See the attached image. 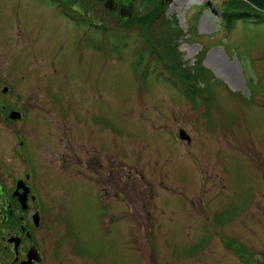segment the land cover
Listing matches in <instances>:
<instances>
[{
    "label": "rangeland",
    "instance_id": "1",
    "mask_svg": "<svg viewBox=\"0 0 264 264\" xmlns=\"http://www.w3.org/2000/svg\"><path fill=\"white\" fill-rule=\"evenodd\" d=\"M155 1L139 14L154 39L173 22L181 58L140 61L143 20L120 29L100 1L85 14L105 28L85 34L50 0H0V80L26 112L0 116V169L34 167L45 264L264 263V22H223L227 0ZM198 53L217 80L192 94L179 71Z\"/></svg>",
    "mask_w": 264,
    "mask_h": 264
},
{
    "label": "flooded vegetation",
    "instance_id": "2",
    "mask_svg": "<svg viewBox=\"0 0 264 264\" xmlns=\"http://www.w3.org/2000/svg\"><path fill=\"white\" fill-rule=\"evenodd\" d=\"M69 1H71L72 5L76 3L73 2L74 0H50L52 5L55 7L58 6L62 9V14L65 18L77 22H85L86 26L83 28L85 34L90 31L96 23V18L94 19V22H92L94 16L85 14V12L92 9L93 2H102L103 7L114 17L120 19V21H127L133 16L137 14L139 15V12H141L139 6H136V0H84L81 3L86 7V10H83L81 13L82 16H79L80 18H76L71 13V10H66L68 8L67 3H70ZM158 3L167 5L161 0H158ZM147 4L150 6L148 0L143 4L145 8L147 7ZM73 9L77 10L76 8ZM95 25H97L98 29L103 32L102 29L105 28L104 23L100 22ZM165 37L175 38L177 35H169ZM179 40L180 37H177L176 41L178 43ZM173 53L174 52H172V54ZM177 53H179V44H177ZM180 56V53L174 55L176 58ZM195 58L196 62H194L192 68L197 71L199 70L197 61L199 59L203 60L204 54L198 53ZM179 65L173 67L172 64V67L180 70L182 67L181 65L183 64H180L179 61ZM12 95L13 87L11 83H3L0 80V116L2 115L7 122L17 120L10 116L12 111H15L20 113L19 121H21L24 119L26 112L23 108L18 107L16 101L11 97ZM15 96V99H17L18 95ZM65 160L66 159H64V161ZM90 162L91 161H89V163ZM26 165L25 179L22 178V176L13 179L11 173L9 174V177H7L10 170L7 163L5 170L0 169V174H4L3 178L0 177V264H45L46 262L37 241V237L39 236L38 230L40 229V212L38 211L40 206L32 203H36L38 200L41 201L40 204L43 205V196L38 198L34 193L32 182L34 175L30 171L33 170L34 167L30 164ZM20 180L24 183L20 188H17ZM26 188L27 192L25 194L24 192ZM23 198L25 201L22 203Z\"/></svg>",
    "mask_w": 264,
    "mask_h": 264
},
{
    "label": "trees",
    "instance_id": "3",
    "mask_svg": "<svg viewBox=\"0 0 264 264\" xmlns=\"http://www.w3.org/2000/svg\"><path fill=\"white\" fill-rule=\"evenodd\" d=\"M157 1V0H156ZM224 19L223 22H228L231 24L235 23L238 20H244V21H254V22H264V12L259 11L255 7H253L251 4L246 2L245 0H227L226 4L224 6ZM151 12H147L146 14H137L133 16L132 18L128 19L127 21H121L118 26L119 28L123 29L125 28L128 30L129 28H133L136 25L138 26L140 20H143V23H140L141 32L146 40V44L149 47H143L144 49L139 50V57L140 61L144 60V52L145 50H148L152 56H158L159 57V50L161 49L162 52L166 53V56L169 57L168 54H170L171 51L177 52V44L176 41L177 37H180L182 35V32L172 26L173 22L166 20V22L163 25V29L165 30L163 32V36H169V35H177L175 38L171 39H154L155 31H151L150 23L152 22V17L150 18ZM141 15V16H140ZM140 16V17H139ZM150 18V19H148ZM164 22V21H163ZM167 50V51H166ZM170 51V52H169ZM181 58V57H180ZM160 59L161 56H160ZM168 63V62H167ZM197 66L199 70L195 71L191 67H188V69H182L179 71V78L180 81L188 88L191 89V93L194 94V90L198 88L199 83H203V85H209L212 84V81H216L217 79L213 76L211 71L201 64V59L197 61ZM239 254H244L247 250V248H240L238 247ZM261 264V263H260ZM264 264V263H263Z\"/></svg>",
    "mask_w": 264,
    "mask_h": 264
},
{
    "label": "water",
    "instance_id": "4",
    "mask_svg": "<svg viewBox=\"0 0 264 264\" xmlns=\"http://www.w3.org/2000/svg\"><path fill=\"white\" fill-rule=\"evenodd\" d=\"M163 3H166V2H170L171 0H161ZM211 2H216V1H218V0H210ZM246 2H248L249 4H251L253 7H255L256 9H258L259 11H262V12H264V0H245ZM10 116H11V118H13V119H16V118H19L20 117V113L19 112H15V111H12V113L10 114ZM180 136L182 137V138H186L187 137V139L188 140H190L191 138H190V136L184 131V130H181V133H180ZM24 182L23 181H19L18 182V186H17V188H20V186H22V184H23ZM26 192H27V188H26V190H25V194H26ZM25 200H24V198H23V200H22V203L24 202Z\"/></svg>",
    "mask_w": 264,
    "mask_h": 264
},
{
    "label": "bare ground",
    "instance_id": "5",
    "mask_svg": "<svg viewBox=\"0 0 264 264\" xmlns=\"http://www.w3.org/2000/svg\"><path fill=\"white\" fill-rule=\"evenodd\" d=\"M227 80L231 83L232 86H234V83L229 78H227Z\"/></svg>",
    "mask_w": 264,
    "mask_h": 264
}]
</instances>
